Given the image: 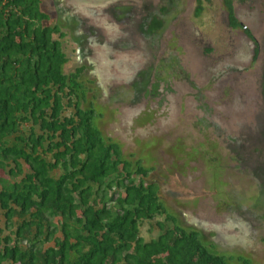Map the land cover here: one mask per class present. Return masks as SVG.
Listing matches in <instances>:
<instances>
[{"label": "rangeland", "instance_id": "1", "mask_svg": "<svg viewBox=\"0 0 264 264\" xmlns=\"http://www.w3.org/2000/svg\"><path fill=\"white\" fill-rule=\"evenodd\" d=\"M200 5L198 18L197 0H45L44 12L66 34L64 73L84 68L96 127L153 169L178 225L214 254L264 264V0H232L254 42L221 0Z\"/></svg>", "mask_w": 264, "mask_h": 264}, {"label": "trees", "instance_id": "2", "mask_svg": "<svg viewBox=\"0 0 264 264\" xmlns=\"http://www.w3.org/2000/svg\"><path fill=\"white\" fill-rule=\"evenodd\" d=\"M44 3L0 0V264H251L181 228L147 181L153 169L103 136L84 68L64 73L66 34ZM221 3L254 42L232 0ZM162 27L144 23L149 36ZM144 223L156 239L142 238Z\"/></svg>", "mask_w": 264, "mask_h": 264}, {"label": "flooded vegetation", "instance_id": "3", "mask_svg": "<svg viewBox=\"0 0 264 264\" xmlns=\"http://www.w3.org/2000/svg\"><path fill=\"white\" fill-rule=\"evenodd\" d=\"M252 0L244 1L243 3L245 4L246 2L251 3ZM249 5V4H248ZM234 11V10H233ZM235 18L238 20V17L236 16V13L234 11ZM239 22V21H238ZM240 23V22H239ZM241 24V23H240ZM228 25V22H227ZM229 26V25H228ZM242 26V25H241Z\"/></svg>", "mask_w": 264, "mask_h": 264}]
</instances>
